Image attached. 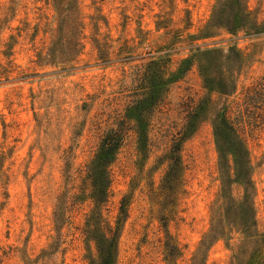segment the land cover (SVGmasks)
Masks as SVG:
<instances>
[{
	"label": "rangeland",
	"instance_id": "rangeland-1",
	"mask_svg": "<svg viewBox=\"0 0 264 264\" xmlns=\"http://www.w3.org/2000/svg\"><path fill=\"white\" fill-rule=\"evenodd\" d=\"M241 2L250 23L228 33L209 28L219 0H0V264L96 262L95 241L115 225L122 200L114 264H231L242 239L222 197L214 123L223 109L250 160L247 250L264 249V90L252 94L264 78V33L246 35L253 25L264 30V0ZM71 19L80 45L66 59L54 49ZM183 59L189 71L157 94L160 106L154 96L132 102L142 98L134 89L146 70L165 81ZM120 123L109 194L85 234L94 207L86 168ZM174 142L182 176L167 183ZM226 181V196L241 199L242 187ZM62 193L67 207L55 228ZM227 209L221 234L199 255ZM170 246L176 257L167 258Z\"/></svg>",
	"mask_w": 264,
	"mask_h": 264
},
{
	"label": "trees",
	"instance_id": "trees-1",
	"mask_svg": "<svg viewBox=\"0 0 264 264\" xmlns=\"http://www.w3.org/2000/svg\"><path fill=\"white\" fill-rule=\"evenodd\" d=\"M249 12L241 0H219L217 9L213 13L209 28H224L228 33H235L237 31L246 29V25L250 23ZM65 27L59 29L61 37L59 41L55 43V51H59L61 47L64 48L60 53L66 59L72 57L76 54L77 48L80 45V42L77 38V26L73 19L69 23L63 25ZM251 29V30H250ZM249 31H252L255 35L263 34L264 30L257 28L256 26H251L249 30L246 31V35H251ZM63 40V43L60 41ZM199 49L198 46L195 47ZM167 55V54H166ZM191 65L190 59H183L176 72L171 74V78L163 81V77L159 80L155 78L156 74L151 73L149 70H146L139 78L138 85L134 89V96H138V90H142L140 93L141 99L132 101L135 104H141L145 102L148 98H155L154 105L160 106L162 103L163 97L161 96L163 92H167V89H164V86L168 83L175 82L177 79H181L182 76L189 71ZM152 71V70H151ZM200 75L203 79L204 85H210L212 81L208 75ZM173 79V80H172ZM264 90V78L262 82L252 91V94L258 96L260 92ZM161 94L157 96V94ZM147 96V97H146ZM192 112H188L187 117H190ZM121 123L113 133L103 138L101 141L100 147L92 159V161L87 166L85 180L89 183L88 187L90 188L89 198L93 202V210L86 218L84 230L85 234L92 233L91 230L96 224L95 220L98 219V210L105 202V199L108 197L109 189L112 183V174L110 170V165L114 162L118 150L122 145V136L121 133ZM232 132V137L225 136V131ZM179 135V133H177ZM214 134L216 137V143L218 147V152L221 158V170H223V178L226 180H233L232 182L243 189V195L241 199H231L226 196V187L227 181H223V190L222 197L225 199V205L233 204L234 212L233 217L235 218L232 223L238 227V233L241 235V239L237 246L233 247V260L231 264H264V249L253 248V251L250 253L247 250L249 243H253L250 235L254 223V215L252 208V195H253V186L251 182V166L248 156V151L246 147V142L244 138L237 134V130L233 128V121H230V116L228 115V110L223 109V112L220 113V116L217 117L214 123ZM180 151L179 143H173L169 150V161L171 164L168 166V169L164 175L163 180L165 182H174V180L179 179L182 174V166L180 163V156L177 154ZM231 160V161H230ZM225 163L230 165L225 166ZM225 168L232 172L227 174ZM67 194L62 193L57 199V204L53 212V218L56 224L62 226L64 220V212L66 209V200ZM74 197V196H72ZM232 197V196H231ZM233 202V203H231ZM226 207V206H225ZM238 210V211H237ZM223 219L217 220L214 226L211 228L209 233L205 236L203 241H201L198 254L202 255V250L204 245L210 238H214L215 235L221 234V222L226 221L230 216L228 209L224 211ZM127 217L124 200L120 202L119 207V217L115 221V225H107L106 234L95 241L97 249V261L91 262V264H114L116 257L117 249V238L119 231V224L121 221L125 220ZM231 239V238H230ZM168 249V248H167ZM178 254L177 247L170 246L167 252V258H173ZM204 258H197L194 264H203Z\"/></svg>",
	"mask_w": 264,
	"mask_h": 264
}]
</instances>
